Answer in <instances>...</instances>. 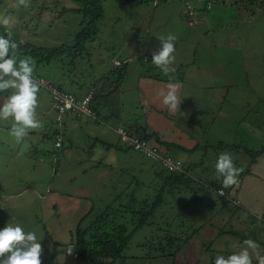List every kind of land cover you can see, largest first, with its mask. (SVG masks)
<instances>
[{
    "label": "rangeland",
    "instance_id": "374dc122",
    "mask_svg": "<svg viewBox=\"0 0 264 264\" xmlns=\"http://www.w3.org/2000/svg\"><path fill=\"white\" fill-rule=\"evenodd\" d=\"M84 7L82 0H31L27 8L18 5L17 0H0L4 14H15L17 23L12 32L22 33V41L48 49L75 45L83 21L77 10ZM103 8L97 37L87 43V51L75 64L68 56L48 64L24 54L17 58L30 57L36 78L52 84L60 81L66 91L82 97L93 88L90 78L110 72L118 76L116 72L122 70L116 68L119 61L127 68V75L121 84L116 78L110 79L111 89L128 97L114 99V104L133 103L130 112L119 114L114 122H143L146 98L137 89L139 77L161 72L152 64V54L161 46L159 37L175 35L176 60L171 67L175 69L173 73L186 76L183 95L187 98L181 103L175 123L187 133L188 142L201 147L190 154L172 152L190 168L189 188L166 195L152 222L134 237L124 258L116 264H214L216 256L238 253L247 247L243 242L249 239L256 245L249 249L252 264H264L261 212L259 215L240 204L233 190L229 193L231 186L223 187V178L215 170L219 154L228 152L236 167L242 169L240 179L250 166V157L243 149L258 151L264 147V0H103ZM10 94L8 90L0 103ZM50 97L40 87L36 112L43 128L29 131L35 133H29L20 143L9 134L11 127L7 124L12 120H0V229L8 223L36 232L43 247L42 264H77L74 251L71 255L64 252L76 239L78 224L73 219H84L93 209L103 207L100 198L110 201L109 190L114 184L118 186L120 180L112 179L116 172L108 164V170L102 171L97 180L95 175L99 172H91L89 163L73 167L63 155L54 156L57 114ZM99 111V118L103 119L102 110ZM187 141L182 144L188 147ZM222 143L236 148L222 151ZM120 152L114 167L131 166L136 178L147 184L146 188L142 186L146 197L150 192L152 196L158 193L160 165L126 148ZM55 168L66 176V183L63 175L58 179ZM56 180L62 192L67 189L71 194L80 189L78 200L49 203L47 198L57 185ZM219 190H225L230 199ZM135 193L136 197L142 195L137 189ZM142 198L138 200L142 202ZM50 208L51 215L58 210L64 215L72 213V225H51ZM67 219L68 224L71 220ZM90 219L84 221L82 228L89 225ZM59 233L68 239L63 240L67 244L56 242Z\"/></svg>",
    "mask_w": 264,
    "mask_h": 264
},
{
    "label": "trees",
    "instance_id": "16d2710c",
    "mask_svg": "<svg viewBox=\"0 0 264 264\" xmlns=\"http://www.w3.org/2000/svg\"><path fill=\"white\" fill-rule=\"evenodd\" d=\"M82 2L85 7L77 10V12L83 15V21L81 22L82 30L76 36L75 45L69 47L62 46L57 49H48L44 47H37L32 42H27L28 40L22 41L13 39L19 45L18 56L24 54L33 57L40 62H47V64L51 63L52 60L60 56H68L70 57L72 64H75L76 60L82 56V52L85 50L87 51V43L97 37L98 25L104 18L103 0H82ZM121 67L122 70L120 72H116L118 76H115L114 72H110L100 76L99 78H92L95 81V84L91 89L94 93L91 107L94 110L95 117H91V119H100L99 117L101 116V112L99 110L101 108L104 109V104L106 103V100L109 99L110 92L112 91L110 79L116 78L119 81V84H121L124 77L127 75V68L125 66ZM73 68H78V66H73ZM174 74L175 73L171 72L168 76H166L160 72L159 74L153 76V78L166 82H184V78L183 76H180V73H176L178 76ZM106 86H110V88H107ZM59 88L63 89L62 87ZM7 93L8 91L0 92V99L1 97H6ZM105 93H107V95H104ZM112 105H114V103L111 104V106ZM144 109V116H147L151 111V106L147 103ZM118 115V112L111 113L107 115V117L103 114V119L100 120L103 122H106L107 120V122L111 123L118 117ZM63 125L64 123L62 124L61 122L59 125L57 122V126H59L57 128L59 129H56L54 132L55 141H57L58 135L61 134L63 137L62 146H56L59 153H61L64 149V143L67 138ZM120 130L125 131L133 140L139 139L142 142H146L149 146H154L152 147L153 149H155V146L159 147L158 155L163 159H171L172 165H174V167H180L181 170H171L168 165H164L163 160L159 161L148 157L147 151L138 149L135 144L131 145L120 133ZM117 131V135L123 139L125 146L129 147V151L142 155L154 163H157L162 168L161 171L157 172L158 174L156 173L158 177L156 179L158 180V193H155V195L152 196V193L150 192L149 196L146 197V191L143 190L142 186L146 188L147 184H144L136 178L132 172L133 169L131 166L124 165L125 168H115V164H113L112 167H110L111 165H108L112 171L116 172L113 176L114 178L112 177V179H116V181L120 180L119 183H117L118 186H115L114 184L116 181H110V183L114 184L109 190V192H111L112 199L108 201L106 197L100 198L101 202L104 203V206L95 211L93 209L89 212V215H87V217L80 222L76 231L77 235L75 241L70 243L66 247V251H64L67 252V249L72 247L77 264L97 261L103 262L105 260H110L111 264H116L120 259L124 258L123 254L125 250L133 241L134 237L142 231L147 224L149 225L148 222H152V219L155 217L156 209L162 204V202L165 201L166 195L169 192L175 193L177 189H179L178 193H180L182 190L189 188L190 182L187 174L189 173L190 168H187V164L184 163L181 158L173 156L172 152L190 154L195 153L197 149L201 148L200 145L196 144V142L192 147L162 142L156 132L149 133L147 127H142L141 125L134 124L130 125L128 128L120 127ZM192 142H189L190 146L193 144ZM219 148L222 151H226L236 147L222 143L219 145ZM239 148L241 147H237V149ZM243 150V153L250 157V166L243 174L246 176L251 173L252 164H254L257 159L264 154V147L258 151L250 148ZM59 155L61 156L62 154ZM55 157H58L57 153L55 154ZM244 176L239 179V182L244 178ZM134 186L135 190H132ZM236 186L237 185H233L230 187V194ZM136 189L138 190V194H142L138 197L145 198L142 202L141 199L138 200V197L135 195ZM227 196H229L228 193ZM89 217H92V219ZM86 219H90L89 225L86 228H82Z\"/></svg>",
    "mask_w": 264,
    "mask_h": 264
},
{
    "label": "crops",
    "instance_id": "0c3cea01",
    "mask_svg": "<svg viewBox=\"0 0 264 264\" xmlns=\"http://www.w3.org/2000/svg\"><path fill=\"white\" fill-rule=\"evenodd\" d=\"M3 8H5V6L1 7V9ZM3 12L4 11L0 12L1 13L0 15L4 14ZM10 15L15 16L13 12H11ZM16 32L13 33L12 39L18 40L17 36H20L19 40H22L21 38L22 33L18 35ZM5 33H6L5 28L0 26V35H5ZM176 73L177 71L175 72V74ZM155 75L157 74H142L138 80L137 89L146 98V102H144L145 105L143 104V107H145L147 103L151 106V111L146 116V120L141 122L139 120L134 121L132 119V122H125L123 124H119V123H115L114 121L110 123V122H107V120L106 122H103L100 119L93 120L91 118L84 117V116L74 117L73 115H69L65 118L64 125H63L65 133H66V137H67L64 143L65 144L64 149L62 150L61 153H59L57 149L54 148V153L55 154L57 153L58 155L62 154L64 160H68L69 164L72 165L73 167L83 165V163H89L91 165L90 166L91 172L92 171L99 172L98 174L96 173L95 175L97 180H99L101 179V176H98V175H100L102 171L105 172L108 170V168H106V165L107 164L111 165L110 167H112L113 164L116 165V161H119L120 156H121L120 151H122V149L124 148L129 150L125 146L123 139H121L116 133L118 132L117 130L120 127L128 128L130 125H134V124L141 125L142 127H147V130L149 133L156 132L159 136V139L162 142L175 143V144L184 146V144H182V141L184 140L187 141V137H188L187 133L182 131L181 128H179V126L175 123L176 115L179 113L180 109L177 110L176 112H170L168 108L163 104V98L160 95V93L162 91H165V92L167 91V85L169 83H179L180 89H179L178 94L180 98L182 99V101L184 99L186 100L187 98L185 97V95H183L185 79H184V82H176V81L166 82L163 80H158L156 78H153V76ZM176 76H178V74H176ZM184 77L186 76L184 75ZM36 79H39V78H36ZM90 81H94V80L90 78ZM55 82L54 84L56 87H62V85L60 84L61 83L60 81L56 82V83H59L58 85ZM94 84H95V81L93 83V86ZM118 86H117V89H118ZM121 86L122 85H120V87ZM75 95L79 98H82V96L80 95H77V94ZM104 95H107V93H105ZM109 96H110L109 99H107L106 103L104 104V109L101 108L102 113L105 115V117L115 112H118L119 114H123V113L126 114V112L128 113L130 112L129 108H130V104L133 103L132 101H128L127 103H122L123 105L114 104L111 106V104L114 103V99H117V101H121V100L127 99L126 97H128V95H124V94L122 95L121 92H117L116 90L115 93L111 91ZM118 97L120 100L118 99ZM50 99L52 100L51 97ZM56 124H57V120H56ZM11 125L12 123L7 124V127L8 126L11 127ZM57 127L54 129V132L56 129L57 130L59 129ZM29 133H35V132H29ZM5 136L6 134H4V137ZM11 139L13 138L11 137ZM6 140L8 144H10L7 138ZM192 143L193 144L188 147H192L195 145V142H192ZM29 152L30 151H28V153ZM30 153L32 154L33 151ZM125 156L129 158L128 154H125ZM104 160L108 162L104 164L103 163ZM55 162H57L56 159H55ZM263 165H264V154L261 157H259L254 164H252L251 173L244 176V178L240 182H238L237 186L234 188L232 192V194H236V196H238L239 198L238 202L240 204L242 203V205H245L250 211H253V212L255 211L259 215L264 213V197L263 198L261 197L262 195L264 196V171L262 169ZM125 166H128V165H125ZM54 172L58 176V179L61 180L62 176H59V175H63V174L59 173V170L57 168H55ZM84 172L86 175L88 173V169L86 168ZM65 178L66 176H64L63 182L66 183ZM59 180H56L57 185L54 187V189H51L48 195V198H47L48 202L49 203L51 201H54L53 203L65 202L64 204H68V202L70 201H77L78 200L77 197H79V194H80L79 193L80 189H76L75 192L71 194L67 193V189L65 192H62V190L58 188ZM84 195H87V194H84ZM50 205H53V204L51 203ZM52 208H50L48 212V219L51 225H60L59 227L72 225V219H73L72 213L71 214L65 213L64 215V213H61L58 210L56 215L55 214L51 215L50 211L52 210ZM67 217L71 220V221H68V224H67V220H68ZM82 219L80 220L79 218V219H73V220H76L77 224L79 225ZM62 220L64 221L62 222ZM68 231L69 230H67V233ZM63 237L64 236L63 235L61 236V233H59L57 237H55L56 242L61 243V244H67L68 242H63V240L66 241L67 238H63ZM60 238H62V240H60Z\"/></svg>",
    "mask_w": 264,
    "mask_h": 264
},
{
    "label": "clouds",
    "instance_id": "9594fccd",
    "mask_svg": "<svg viewBox=\"0 0 264 264\" xmlns=\"http://www.w3.org/2000/svg\"><path fill=\"white\" fill-rule=\"evenodd\" d=\"M17 3L27 8L31 0H17ZM16 23L13 16L0 15V26L4 27L6 32V35H0V92L11 90L6 100L0 103V120H12L9 134L16 139L17 143H20L28 136L29 131L41 130L43 123L37 118L36 112L40 82L34 76V62L30 57L17 58L19 45L12 39V30ZM159 39L161 46L152 54V64L168 76L169 73L175 71L171 66L176 60L177 37L169 34ZM117 63L120 62H116V68L123 66L122 63L120 66ZM179 89V83H169L167 91L160 93L163 104L170 112L180 109L182 99L178 94ZM215 170L218 177L223 178L225 188L237 185L242 172V169L236 167L232 154L228 152L219 154ZM225 198L230 199L229 196ZM40 241L36 232H26L19 225L12 226L7 223L4 228L0 229V264H42L43 247ZM243 244L247 247H242L238 253L227 257L216 256L214 264H252L249 249L256 247L255 242L249 239ZM72 252L73 248L69 247L67 253L71 255Z\"/></svg>",
    "mask_w": 264,
    "mask_h": 264
},
{
    "label": "built area",
    "instance_id": "2783aa9c",
    "mask_svg": "<svg viewBox=\"0 0 264 264\" xmlns=\"http://www.w3.org/2000/svg\"><path fill=\"white\" fill-rule=\"evenodd\" d=\"M117 65L120 66V63H117ZM37 80L40 82V87L46 89L51 95L53 109L57 114V120L59 125L61 122L63 124L65 121L64 119L69 115H73L74 117H80V116L90 117V118L95 117L94 110L91 107V102L94 97V93L92 90H90V92L84 97L79 98L71 92H67L66 90L54 86L51 82H46L43 79H37ZM120 133L123 135L125 139L128 140V142L131 145L135 144L138 149L147 151L148 157L159 161L163 160L164 165L165 166L168 165L171 170L173 169L181 170L180 167L178 166L174 167V165H172L171 159H163L161 158V156L158 155L159 147L155 146V149H153L152 147L154 146L151 145L149 146L146 142H142L139 139L133 140L123 130H120ZM62 142H63V137L60 134L57 136L56 146L57 147L62 146ZM219 193L222 196L227 197L225 191L220 190ZM261 216H263V222H264V213Z\"/></svg>",
    "mask_w": 264,
    "mask_h": 264
}]
</instances>
